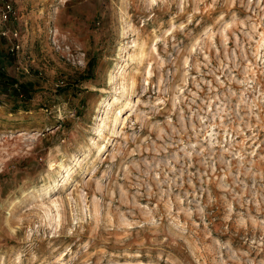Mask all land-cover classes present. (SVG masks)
Here are the masks:
<instances>
[{"label":"rangeland","instance_id":"374dc122","mask_svg":"<svg viewBox=\"0 0 264 264\" xmlns=\"http://www.w3.org/2000/svg\"><path fill=\"white\" fill-rule=\"evenodd\" d=\"M1 4L0 264H264V0Z\"/></svg>","mask_w":264,"mask_h":264},{"label":"bare ground","instance_id":"6f19581e","mask_svg":"<svg viewBox=\"0 0 264 264\" xmlns=\"http://www.w3.org/2000/svg\"><path fill=\"white\" fill-rule=\"evenodd\" d=\"M141 54H142V53H141ZM143 56H144V55L142 54V56H141V58L139 59V62H138L139 64L142 63ZM136 70H138V68H136ZM108 78H109V79H108V83H109L110 85H112V84H113V78H112V76L109 75ZM134 82H135V80L133 81L132 85H134ZM127 103H128V102H127ZM120 113H121V112L119 111L118 114L115 116L114 123H116V122L118 121V119H119L120 117H122ZM126 118H127V117H126ZM122 119H123V118H122ZM122 122H123V121H122ZM114 125H115V124H114ZM103 148H105V147L102 146V147L99 149V153L102 152ZM51 204L57 206L58 201H57L56 199H52Z\"/></svg>","mask_w":264,"mask_h":264},{"label":"built area","instance_id":"2783aa9c","mask_svg":"<svg viewBox=\"0 0 264 264\" xmlns=\"http://www.w3.org/2000/svg\"><path fill=\"white\" fill-rule=\"evenodd\" d=\"M0 6H1L2 17H3V19H6L9 16L10 12H11V7H10L9 4H4V5L1 4ZM12 35H13V37L17 36V32L15 31ZM15 46L16 45H14L12 47V51L14 50Z\"/></svg>","mask_w":264,"mask_h":264},{"label":"trees","instance_id":"16d2710c","mask_svg":"<svg viewBox=\"0 0 264 264\" xmlns=\"http://www.w3.org/2000/svg\"><path fill=\"white\" fill-rule=\"evenodd\" d=\"M7 81V80H6Z\"/></svg>","mask_w":264,"mask_h":264}]
</instances>
